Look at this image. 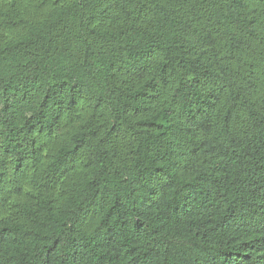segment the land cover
<instances>
[{
  "label": "trees",
  "instance_id": "1",
  "mask_svg": "<svg viewBox=\"0 0 264 264\" xmlns=\"http://www.w3.org/2000/svg\"><path fill=\"white\" fill-rule=\"evenodd\" d=\"M0 264H264V0H0Z\"/></svg>",
  "mask_w": 264,
  "mask_h": 264
}]
</instances>
